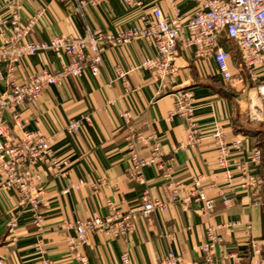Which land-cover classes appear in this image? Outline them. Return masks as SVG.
I'll return each instance as SVG.
<instances>
[{"label": "crops", "instance_id": "1", "mask_svg": "<svg viewBox=\"0 0 264 264\" xmlns=\"http://www.w3.org/2000/svg\"><path fill=\"white\" fill-rule=\"evenodd\" d=\"M80 0H24L21 21L27 22L44 8V14L28 39L47 41L56 35L79 37L88 27L117 31L135 27L145 10L158 5L167 14L172 12L167 0H142L144 8L131 7L122 0H108L99 6L88 5L78 12ZM182 13L193 9L192 0H177ZM0 0V20L4 16ZM9 36V28L0 29V46ZM231 51V68L235 78L227 82L216 75L213 60H197L189 53L179 51L176 59L179 73L176 82L161 89L148 69L141 64L157 56L156 48L145 39L118 47H107L102 53L98 75L90 69L79 78H70L59 85L46 88L37 106L24 104L17 108L27 129L40 131L50 139L52 150L68 161L67 175H44V192L40 213L43 221L36 224L34 212L28 203L20 200L13 189L0 187V259L6 264H31L34 247L43 242L54 264H80L70 251L69 238L73 230L63 229L66 220L107 215L110 205L128 212L142 200L146 190L153 198L169 200L172 188L156 165L145 166L138 182L130 169L126 138L131 129L143 134L154 132L161 142V160L172 166L171 178L180 183L181 195H186L193 178L203 175V186L216 199L211 215L200 211L197 204L183 209L171 204L168 209L138 219L135 230L125 237L113 238L104 233L91 232L87 243L78 250L88 256L90 264H120L121 256L129 252L134 264H161V258L170 251L181 254L182 264H264V127L254 126L247 119L250 97L242 98L249 77L240 68V54L233 41L225 43ZM61 52L45 51L24 57L17 63L20 79L44 70L56 72L69 63ZM133 69L129 75L130 92L116 79L115 68ZM2 74L6 62L0 63ZM190 89L195 98L194 120L202 128L200 141L187 144L186 124L180 117L170 118L175 107V92ZM7 86L0 80V94ZM129 113V118L124 113ZM90 117L78 132H69L68 124L75 119ZM3 121L12 127V113H3ZM222 125L228 143L243 137V145L234 150L232 163L246 161L254 148L263 153V165L258 174L263 181L259 192L240 191L226 182L218 165L213 126ZM11 133H13L11 131ZM263 139V140H262ZM141 157H148L150 149L138 144ZM83 181L78 189L68 194L63 190ZM104 181L105 185H94ZM229 193L232 202L226 205L221 193ZM15 216L18 228L11 234L7 222ZM214 225L221 242L211 254L200 247L209 242L207 226ZM260 248L254 256L253 244Z\"/></svg>", "mask_w": 264, "mask_h": 264}, {"label": "built area", "instance_id": "2", "mask_svg": "<svg viewBox=\"0 0 264 264\" xmlns=\"http://www.w3.org/2000/svg\"><path fill=\"white\" fill-rule=\"evenodd\" d=\"M24 0H3L4 16L0 20L2 32L9 28V36L4 45L0 46V63L6 62L7 72L0 80L7 90L0 94V187L15 190L23 203L31 205L36 224L40 225L43 216L40 213L42 194L44 192V175L56 174L59 177L67 175L69 163L61 159L52 150L50 139L40 131L27 129L17 108L24 104L37 106L46 88L59 85L70 78L81 77L87 69L93 75H98L102 66V53L107 47L126 45L133 40L145 39L157 50V56L146 59L141 67L148 69L152 76L159 81L161 89L167 84H174L179 73L176 59L179 51L189 53L197 60H213L216 64V75L224 81L237 80L245 84V79L235 78L231 68V51L225 43L233 41L240 54V68L249 77L248 90L250 106L248 108L251 121H261L264 117L262 105L254 103L256 95L264 103V0H192L193 9L182 13L177 0H167L172 12L167 14L163 9L154 5L145 10L139 17L138 24L132 28L109 31L90 27L82 36L56 35L47 41H32L28 39L31 31L40 22L44 8L27 22L21 21V9ZM108 0H80L78 12L88 5L99 6ZM131 7L144 8L142 0H122ZM56 51L66 54L69 63L56 72L48 70L30 74L25 79L17 75V63L24 57L40 52ZM133 69L115 68L116 79L124 87L126 94L130 92L129 75ZM175 107L170 114L180 117L186 124L187 144H197L202 135V128L194 120L196 109L194 94L190 89H179L175 92ZM12 113V127L3 121V113ZM124 117L129 118L125 112ZM90 117L72 120L68 124L69 132H78L84 122ZM11 131L13 133H11ZM214 139L218 155L219 168L223 170L226 182L244 193L254 194L260 191L263 181L258 174L263 165V153L260 148H254L246 161L231 162L234 150L240 149L244 138L239 137L228 143L222 125L213 126ZM138 144L150 149L148 157H141ZM126 150L129 167L135 172L138 182H144L141 171L145 166L156 165L165 171V178L173 192L169 200L161 197L153 198L146 190L142 200L128 212H123L110 205L107 215H92L85 218L66 220L63 229L73 230L68 246L80 264H90L87 255L80 253L79 248L88 241L91 232L104 233L113 238L125 237L135 230L138 219H147L151 214L168 209L171 204H179L183 209L191 205H199L206 215H211L216 206V199L210 197L203 186V175H196L186 195H181V185L171 178L172 166L161 160V142L158 136L151 132L143 134L131 129L126 138ZM83 181L71 184L63 190L68 194L78 189ZM105 185L104 181L95 184V188ZM229 193H221L226 205L232 202ZM9 232L17 233L18 223L15 216L7 222ZM208 243L200 249L206 254L214 252L221 238L214 225L207 226ZM254 256L260 255V248L253 244ZM31 264H54L48 255L43 242L34 247ZM181 254L170 251L161 258V264H182ZM0 264H6L0 259ZM120 264H134L129 252L121 256ZM256 264H262L260 260Z\"/></svg>", "mask_w": 264, "mask_h": 264}, {"label": "rangeland", "instance_id": "3", "mask_svg": "<svg viewBox=\"0 0 264 264\" xmlns=\"http://www.w3.org/2000/svg\"><path fill=\"white\" fill-rule=\"evenodd\" d=\"M256 90L254 89V103L255 104H259V105H262L263 106V109H264V103L261 101V99L259 98V95H256ZM249 111L247 110V119L249 120V122H251L252 124H253V126H254V123L255 124H262V127H264V117H262V119L263 120H261V121H251L250 120V117H249ZM264 139V138H263ZM262 139V140H263Z\"/></svg>", "mask_w": 264, "mask_h": 264}, {"label": "water", "instance_id": "4", "mask_svg": "<svg viewBox=\"0 0 264 264\" xmlns=\"http://www.w3.org/2000/svg\"><path fill=\"white\" fill-rule=\"evenodd\" d=\"M248 95H249V90H248V88H247V90L245 91V93H244V95H243V97H242V98H247V97H248Z\"/></svg>", "mask_w": 264, "mask_h": 264}]
</instances>
